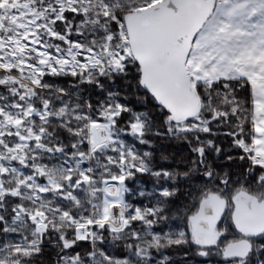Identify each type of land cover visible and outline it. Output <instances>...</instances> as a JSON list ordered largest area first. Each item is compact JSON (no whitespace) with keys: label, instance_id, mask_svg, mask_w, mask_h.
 Instances as JSON below:
<instances>
[{"label":"snow or ice","instance_id":"6c2138e0","mask_svg":"<svg viewBox=\"0 0 264 264\" xmlns=\"http://www.w3.org/2000/svg\"><path fill=\"white\" fill-rule=\"evenodd\" d=\"M0 264H264V0H0Z\"/></svg>","mask_w":264,"mask_h":264}]
</instances>
